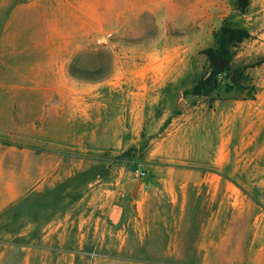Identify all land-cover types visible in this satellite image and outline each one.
Returning <instances> with one entry per match:
<instances>
[{
	"label": "rangeland",
	"instance_id": "374dc122",
	"mask_svg": "<svg viewBox=\"0 0 264 264\" xmlns=\"http://www.w3.org/2000/svg\"><path fill=\"white\" fill-rule=\"evenodd\" d=\"M238 2L82 0L81 40L67 54L66 84H81L82 90L83 151L91 148L89 132H95L99 148L107 146L96 155L99 175L112 164L145 170L165 161L223 168L230 180L216 197L223 205L199 209L204 224L190 228L193 234L184 239L189 247L171 254L169 240L160 235L149 248L126 250L121 239L93 240L83 238V232H68L66 239L54 235L44 244L40 224L31 231L33 219L72 220L82 210L74 199L84 192L65 191L69 201L58 206L63 192L56 190L46 195L50 206L40 199L35 207L23 198L17 209L3 211L0 264H201L206 256L196 246L199 226L209 231L210 243L228 237L242 241L236 254L233 248L225 254L211 249L209 264H251L249 243L255 226L264 225L255 222L264 221V0H246L245 11ZM153 3L160 13L152 11ZM224 24L245 28L252 37L231 48L230 70L219 75L214 91L195 96L194 86L211 69L204 51L216 46L215 35ZM71 69L86 77L73 76ZM139 90H151L145 107ZM152 90H164L156 103ZM41 98L35 96L34 102ZM108 120L112 135L103 126ZM203 198H213L212 191ZM213 214L219 215L218 223Z\"/></svg>",
	"mask_w": 264,
	"mask_h": 264
},
{
	"label": "crops",
	"instance_id": "0c3cea01",
	"mask_svg": "<svg viewBox=\"0 0 264 264\" xmlns=\"http://www.w3.org/2000/svg\"><path fill=\"white\" fill-rule=\"evenodd\" d=\"M6 1H0V218L3 211L17 209L23 198L35 207L40 199L43 206H50L46 195L61 190L60 206L69 201L65 191L77 196L84 192L74 199L75 207L82 205L78 217L59 216L42 223L33 219L31 231L37 232L40 224L47 245L54 235L66 239L68 232H83V238L93 240L121 239L126 250L149 248L160 235L169 240L171 254L187 249L193 224H204L199 209L223 205L216 198L229 180L223 168L165 161L145 169V178L122 164L107 166L99 175L96 155L107 146L99 148L95 132H89L91 148L83 151L81 84H66L67 54L81 40L82 0ZM156 4L152 11L160 13ZM150 91L138 92L143 107ZM152 91L158 95L153 99L156 103L164 90ZM35 96H41L42 102H34ZM109 122L103 126L112 135ZM82 175L89 179L81 181ZM76 178L78 182H70ZM211 191L213 198L204 200L203 193ZM218 217L213 214L212 221L218 223ZM210 221L209 215L205 223ZM196 232L200 235L196 246L206 256L201 264H209L211 249L225 254L233 248L236 254L242 247L235 237L210 243L203 226ZM249 246L251 264H264V225L255 226Z\"/></svg>",
	"mask_w": 264,
	"mask_h": 264
},
{
	"label": "trees",
	"instance_id": "16d2710c",
	"mask_svg": "<svg viewBox=\"0 0 264 264\" xmlns=\"http://www.w3.org/2000/svg\"><path fill=\"white\" fill-rule=\"evenodd\" d=\"M238 3L241 5L243 11H245L248 6L246 0H239ZM215 36L216 46L204 51L211 69L208 73H205L194 86L192 94L195 96H207L214 91L215 86L218 83L219 75L230 70V63L233 58L231 48L252 37L247 29L232 26L230 24H224ZM71 73L75 77H86L84 76L86 72H80L79 70L75 71L74 69H71ZM97 73H100V70H98ZM89 79L97 80L98 78L92 76Z\"/></svg>",
	"mask_w": 264,
	"mask_h": 264
},
{
	"label": "built area",
	"instance_id": "2783aa9c",
	"mask_svg": "<svg viewBox=\"0 0 264 264\" xmlns=\"http://www.w3.org/2000/svg\"><path fill=\"white\" fill-rule=\"evenodd\" d=\"M136 173L139 175L140 178H145L147 176V171L144 169H136Z\"/></svg>",
	"mask_w": 264,
	"mask_h": 264
}]
</instances>
